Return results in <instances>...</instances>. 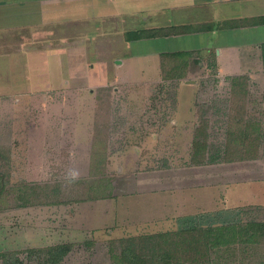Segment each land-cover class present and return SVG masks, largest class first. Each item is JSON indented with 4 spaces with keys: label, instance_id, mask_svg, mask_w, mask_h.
Listing matches in <instances>:
<instances>
[{
    "label": "crops",
    "instance_id": "crops-1",
    "mask_svg": "<svg viewBox=\"0 0 264 264\" xmlns=\"http://www.w3.org/2000/svg\"><path fill=\"white\" fill-rule=\"evenodd\" d=\"M192 56L221 78L263 74L264 0H0V98L17 106L43 94L55 97L52 110L60 112L63 93L72 90L88 103L110 90L112 104L127 90L130 101L146 104L167 65ZM196 89L194 82L180 86L176 115L144 140L138 158L125 152L122 174L132 189L113 196L104 224L117 238L264 207V175L231 180L222 169L190 165L195 119L181 112L180 95L188 94L187 111Z\"/></svg>",
    "mask_w": 264,
    "mask_h": 264
},
{
    "label": "rangeland",
    "instance_id": "rangeland-1",
    "mask_svg": "<svg viewBox=\"0 0 264 264\" xmlns=\"http://www.w3.org/2000/svg\"><path fill=\"white\" fill-rule=\"evenodd\" d=\"M183 63L167 65L146 104V98L130 101L127 90L115 93L114 104L110 90L96 103L81 102L77 90L65 92L60 112L52 110L54 96L37 94L20 106L12 97L0 98V264H47L49 251L63 246L69 254L61 264H120L118 242L131 237L117 238L104 224L113 196L132 189L122 174L124 154L133 151L129 155L138 158L144 140L161 133L177 111L168 95L177 96L186 83L197 85L187 111L188 94L180 95L181 112L195 119L190 165L211 166L217 174L222 169L231 180H262L264 73L221 78L202 58ZM186 219L177 229L152 235L211 225L238 235L210 258L179 255L181 264H264V236L246 234L251 224H264V207Z\"/></svg>",
    "mask_w": 264,
    "mask_h": 264
},
{
    "label": "trees",
    "instance_id": "trees-1",
    "mask_svg": "<svg viewBox=\"0 0 264 264\" xmlns=\"http://www.w3.org/2000/svg\"><path fill=\"white\" fill-rule=\"evenodd\" d=\"M187 55H175V57H186ZM169 99H173V107L176 108V94L170 93ZM210 217V215H207ZM205 217V216H204ZM193 219L188 218L184 221ZM257 237L264 236V224L253 223L246 229V234ZM238 233L228 231L224 227H199L159 235H144L141 237L128 238L119 241L120 264H181L179 255L197 258H210V252L224 245H231ZM230 238V239H229ZM250 238H252L250 236ZM228 241V242H227ZM51 257L47 264H61L69 254V247L63 246L49 251ZM31 254H36L32 251ZM4 257V256H3ZM177 257V258H176ZM184 264H208L196 259Z\"/></svg>",
    "mask_w": 264,
    "mask_h": 264
},
{
    "label": "clouds",
    "instance_id": "clouds-1",
    "mask_svg": "<svg viewBox=\"0 0 264 264\" xmlns=\"http://www.w3.org/2000/svg\"><path fill=\"white\" fill-rule=\"evenodd\" d=\"M70 175H71V178L72 179H76L77 176H78V173H76V172L73 171V172L70 173Z\"/></svg>",
    "mask_w": 264,
    "mask_h": 264
}]
</instances>
